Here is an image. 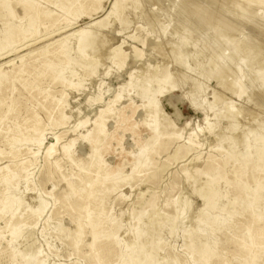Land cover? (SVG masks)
Instances as JSON below:
<instances>
[{"label":"rangeland","instance_id":"obj_1","mask_svg":"<svg viewBox=\"0 0 264 264\" xmlns=\"http://www.w3.org/2000/svg\"><path fill=\"white\" fill-rule=\"evenodd\" d=\"M172 1L141 5L161 15ZM131 3L134 0H0V264H133L129 254L139 252L136 257L143 264H264V172L254 175L258 178L251 207L244 215L231 208L234 197L222 189L213 193L201 217L197 208L203 201L195 191L205 177L192 161L205 158L199 163L204 170V162L217 167L227 153H237L238 123L255 127L248 141L261 134L264 82L233 95L209 79L217 68L208 71L205 62L219 45L217 62L236 69L234 77L243 83L252 77L264 79V5H250L249 13L241 14L233 0H189V10H203L196 9L188 22L179 18L184 24L172 35L175 9L165 20L149 22ZM114 5L112 13L117 15L86 28ZM163 22L166 28H161ZM210 22L215 27H207ZM218 26H226L223 30L229 29L227 36L234 42L255 44L257 56L242 55L224 37L226 46L214 43L211 32ZM83 29L93 39L92 47L77 51L80 37L73 33ZM161 29L163 41L156 38ZM204 39L207 47L197 55L199 68L183 70L178 63L188 59L195 68L189 55L202 49ZM118 44L127 53L121 68L108 58ZM129 47L142 53L141 66L133 63ZM95 53L99 64L92 67ZM169 74L171 79L164 81ZM174 74L183 78L174 80ZM137 90L142 95L137 96ZM189 100L213 106L211 129ZM227 100L228 108L244 109L232 127L220 119ZM184 143L192 148L187 156L162 170L169 147ZM49 147L51 154L45 156ZM10 175L16 176L13 181ZM86 182L97 192L80 200L74 189ZM181 196L192 205L184 221L172 206ZM158 213L162 217L157 219L177 217L176 227L170 231L165 223L160 234L138 239L136 231ZM98 231L101 237L95 241ZM190 232L195 239L188 237ZM200 250L209 256L207 262L201 263Z\"/></svg>","mask_w":264,"mask_h":264},{"label":"bare ground","instance_id":"obj_2","mask_svg":"<svg viewBox=\"0 0 264 264\" xmlns=\"http://www.w3.org/2000/svg\"><path fill=\"white\" fill-rule=\"evenodd\" d=\"M142 1H144L147 5H149V7L152 6L151 4L153 3V0H134V3H131L129 5H130L131 9H133L134 11H136V14L137 15H142V18H145V20L146 21H149V22H151V21H153V22L154 21H157V22L162 21V19L159 20V18H163L165 20L164 16L167 17L166 15L168 14V11L169 10H172V9H175L174 10L175 11L174 14H176V16L178 18L176 20V23L174 22L175 24L173 25V28L170 31V33L172 35H174V34L177 33V30H178V27H179V23H182L183 21H185V22L187 21L188 22L189 21V18H191L190 16L191 15H194V12H196V9H198V8H196V9L194 8L195 9L194 11H193V9L192 10L191 9L189 10V8L187 6V3H189V0H183L182 3L180 1H177V4H176V0H173L172 1V4L173 5H171L168 10H165V14L162 13L161 15H159L158 12L157 13L152 12V10L149 9V7H147L145 5L143 6V4L141 5V2ZM168 1H170V0H168ZM233 1L235 3V4L233 3V5L238 7L237 8L238 9V13H241V14H247V13H249L250 10L248 11V7H250V5H256V6H258L260 4L261 5H264V3L261 0H233ZM115 7H116V5L113 6L112 10L107 15L104 14L105 17H103V18H101L99 20L91 21L87 25L86 28H93V27L102 25V24H104V22L107 21V19L109 18L110 15H112V14L113 15H117L115 13H112ZM202 10H199L198 9L197 11L199 12V11H202ZM255 14H257V13H255ZM179 18L181 20H183V21L178 23V21H180ZM119 22L123 26L125 21H124V19H122V20H119ZM164 22L162 23V27L161 28H166L164 25H165L166 22L168 23V21H166L165 23ZM183 24L184 23H182V25ZM213 24L214 23H211L210 22V23L207 24V27L210 28V27H212ZM224 27H226V26H224ZM224 27L221 28V26L220 27L218 26V27H216V28L213 29V32H211V33H213V36H214V38H213V42L214 43H217V45H218L219 42H221V41L223 42L222 37H224V38L229 39L228 40L229 42H233L234 43V46L237 47V48H239V50L238 49L237 50L239 52H241L242 55H244L246 53L247 56L249 55V57L250 56H253V57H256L257 56V55L254 56V54H256L259 51V49L257 47L255 48V47L252 46V45H255V44L248 43V42H245L246 44H243V42L240 41V40H237V41L234 42L233 41L234 39H230L227 36V34L229 33V29L227 31L225 29V31H226L225 32L223 30ZM228 28H229V26H228ZM110 29H113V28H110ZM113 31L111 30V32H113ZM114 32L115 33L116 32L117 33H120L119 31H114ZM187 33H188L187 35H189V34L191 35L190 31L187 32ZM73 35L80 37L79 38L80 41H79V44H78L77 51H81L83 49H88V48H91L92 47L93 39L92 38L91 39L89 38L90 36H89L88 32L85 31V29H83L81 31H77V32L75 31V33H73ZM203 36H205V35H203ZM164 37H165V30L164 29H161V31L156 35V38L159 39V41H163ZM103 38L106 39L107 37L104 36ZM107 39L110 41L111 38L110 39L107 38ZM132 39H134V40H140L137 37H132ZM196 39L198 41V38H196ZM205 40L206 39H204L202 42H200V43L203 44L202 45V49L200 48V50H198L197 49L198 47L196 48L199 52H197V53L195 52V53H192V54L189 55L190 59L194 63L193 66L195 68H191V66L188 65V63H189L188 60L189 59L188 60H185L183 62H179V63L176 62V63H178L182 67L183 70L185 69L187 71L188 70H190V71H193L194 70L195 71V70H197V68H199V61L198 60H200V58L197 59L198 58L197 55H198V53H201V52L204 53L203 48L204 47H207V43L205 42ZM228 41H225L223 43L221 42V43L224 46H226L229 43ZM140 42H142V41H140ZM106 43L109 44V42H106ZM120 44H118L117 46H114L112 48L110 47L111 50H110L109 55H108V58L110 59L111 63L113 65H115L116 67H118V68H121L124 65V63H125V61L127 59V53H126V51L123 50V48L121 47ZM251 47L253 48V51L251 50L252 49ZM218 48H219V50L221 49L219 47V45H218ZM128 49L131 52L130 54L133 55V58H132L133 63H138V64L140 63L139 66H141L142 65V62H141V60H142V53L137 48H135V47H129ZM217 49L214 50V52L211 55H209L208 58L206 57L207 58V61L205 62V68L208 71L211 70V69L217 68V70H216L217 73L216 74H211L209 76V79H216L218 81V84H216V85H220L221 89L224 88L226 91L231 92V94L239 96L240 94H242L245 91H247V89H245V87L246 88H247V86L250 87V84L251 85H254V84L257 83V85H258L259 83L264 82V79H261L259 82L257 81V79H252L253 77H252L251 71H250V74H251V77L252 78L249 79L248 83L247 82L246 83H243L240 80L241 77L240 78L234 77V74L236 73V69L233 70V71L231 69H229L227 62H226L227 65H225L224 63H221L220 64V63L217 62V56H218L217 52L219 51V50L217 51ZM129 50H127V51H129ZM205 50H207V49H205ZM161 52H163V51H161ZM203 53H202V55H203ZM219 57L221 58V56H219ZM93 58L95 59V62H93L92 67H95V66H97L99 64V54L95 53L93 55ZM230 58L231 57H229V59ZM247 60H248V58H247ZM259 60H261V59H259ZM257 62L259 63V61H257ZM193 63H191V64H193ZM231 66H232V63H231ZM252 66H250V67H252ZM154 69H155V67H154ZM154 69L152 68V70H154ZM246 70H248V69H246ZM251 70H253V69H251ZM247 73H249V72H247ZM203 74H204V71H202V70L198 71V75L199 76H201ZM239 75H240V73H239ZM172 77H175L174 80H176V79L177 80H179V79L181 80V78H183L181 74H177V75L174 74V75H172ZM246 77H248V75ZM170 79L171 78H170V74H169L163 80L164 81H169ZM70 83H72V82H70ZM138 88L140 89V87H138ZM135 93H136L137 96L142 95L140 90L135 91ZM188 103H189L190 107L193 109V111L199 112V113L200 112H203L204 113L203 116H202V122L203 123H207L208 129H211L212 128L211 126L214 125V123H212V120H213L212 119V117H213V115H212L213 106L211 107V106H208L207 104H205L204 102H197L195 100H189ZM216 103H218V97L217 96H214V104H216ZM227 104L228 105L225 107L226 112L220 115V119L223 120V121H225V122H227L228 125L232 127V126H234V123L237 121V119L239 118V116H241V113L244 111V109L241 112V110H239V111L237 110L238 108L235 109L234 106H233V108H228L229 107V104H230L228 100H227ZM159 111H160L161 114H163L161 107H159ZM200 118H201V115L199 114V118L198 119H200ZM255 118H257V117H255ZM251 120H253V118ZM241 123H242V121H241ZM249 123L250 122L248 121V124ZM242 124L244 125V123H242ZM243 125L240 126V124L238 123V131H239V134L236 135V140H235L236 141V145L238 147H240V149H238L237 153H235V154H232V152L227 153L225 155L224 159H223V163L222 164L220 163V165H218L217 167H210L209 164H206V162H204L205 164H203V165H205V166H204V170H203L201 168L200 164H199V163H203L202 161H200V159H203V158H201L200 156H197V158L192 159V161H194V163H196V165L199 166L197 168L198 171H196V172L197 173H201L202 172L204 174L203 177H205L203 179V181H202L201 187L199 189L196 188L198 190L195 191L196 192V195L203 201V202L201 201L203 203V205L201 207L197 208V211L199 212V214L201 215V217H205L208 208L212 204V201H213V193H215L216 191H221L222 189L225 190L226 194H231L232 197H234L233 203H231V208L238 210L239 211V215H244L246 212H248V209L251 207V203H250L251 192H253L255 190L254 184H256L257 178H258V177L257 178L254 177V175L256 176L259 173H263L264 172V124H263V129L260 130V132H261L260 136L258 138H255V139L251 140V141H248V135L249 136H252L253 134H256L254 132V128L255 127H252V124H251V126H247V127H246V125L245 126H243ZM246 130H248L249 134L244 135L243 133H245ZM40 145H42V142H40ZM191 149L192 148H191V146L188 143H184V144L178 145V146L177 145H172L167 150L168 151V154H169L168 155L169 157H168V159L166 160V162L164 163V165L162 166L161 169L164 170L165 168H167L172 161L182 160L183 158H185L187 156V154L190 152ZM50 154H51V147H49L47 149L45 156H49ZM203 160H205V158ZM229 163H232V166H231V168L229 169L228 172L227 171L225 172L224 171V168ZM187 173H185V174H187ZM192 174H193V172H192ZM190 175H191V173H190ZM15 177H16L15 175H10L9 180L13 181L15 179ZM155 177H156V175H155ZM69 186H71V184H69ZM71 188H72V186H71ZM263 188H264V185H263ZM168 190L169 189L167 188V191ZM26 191H29L28 185L26 187ZM96 192H97L96 186L90 185L87 182L86 183H83L80 186V189H76V188L74 189V194L80 200H85V199L91 198V197H93V195ZM49 196L50 197H54V195L52 194V192L49 194ZM39 198H41V197L39 196ZM94 204H96V203H94ZM172 206L175 209V212L176 211H179V213L182 216L181 217V220L182 221H184L186 218L189 217L188 214L191 212L192 205H191V202L189 201L188 198H184V197H182L180 199L178 198V200L175 203L173 201V205ZM152 213H153V211H152ZM160 213H158L157 217H155L154 214H151L150 216H148V218L145 220V223H144V224H146V226L144 228H139L136 231V234H137L138 239H140L143 236H145L146 234H150V233L160 234V231L164 228L165 223L166 224H169L168 225L169 226L168 229L170 231L173 230L176 227V222L178 221L176 219L177 217H175V218H172L171 217L172 218L171 219V218H169L170 216H168L166 218L165 217L166 215L163 213L165 219H160L159 218L160 219L159 220L157 218L161 216ZM159 214H160V216H159ZM169 219H171V220H169ZM150 229H152V230H150ZM79 234H80L79 231H77L76 232V236L78 237ZM100 237H101V231H98V232H95L94 233V240L95 241L98 240ZM188 237L195 239L196 238V234L190 232L188 234ZM134 244H135V242H133L130 246H133ZM130 253H132V252H130ZM138 254H140V252L139 253H135L133 255L132 254H129V261L132 262L133 264H143L144 262H142L141 259H139L138 257H136ZM198 255L202 259V262L201 263H203L205 261L207 262V259L209 258V256L206 254V251L205 250H200V252H199ZM23 264H30V263L24 261ZM38 264H40V263H38ZM146 264H156V263L153 260H151V261L147 262Z\"/></svg>","mask_w":264,"mask_h":264},{"label":"water","instance_id":"obj_3","mask_svg":"<svg viewBox=\"0 0 264 264\" xmlns=\"http://www.w3.org/2000/svg\"><path fill=\"white\" fill-rule=\"evenodd\" d=\"M197 115L199 116V114L197 113Z\"/></svg>","mask_w":264,"mask_h":264}]
</instances>
